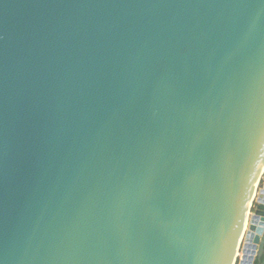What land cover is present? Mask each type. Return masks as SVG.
Listing matches in <instances>:
<instances>
[{
  "label": "water",
  "instance_id": "water-1",
  "mask_svg": "<svg viewBox=\"0 0 264 264\" xmlns=\"http://www.w3.org/2000/svg\"><path fill=\"white\" fill-rule=\"evenodd\" d=\"M263 167L264 0H0V264H255Z\"/></svg>",
  "mask_w": 264,
  "mask_h": 264
},
{
  "label": "bare ground",
  "instance_id": "bare-ground-1",
  "mask_svg": "<svg viewBox=\"0 0 264 264\" xmlns=\"http://www.w3.org/2000/svg\"><path fill=\"white\" fill-rule=\"evenodd\" d=\"M263 174H264V167L261 169V176L258 177L257 190H258V187H259V184H260V180H261V178L263 177ZM257 190H254L253 194L250 196V207L248 208V211H247V215H248V217H249V215H250V209H251V207H252V204H253V201H254V198H255V194H254V193H256ZM246 228H247V226H246ZM246 228L244 229V233H245V231H246ZM244 233H242V237H243ZM242 237H241V240H242ZM241 240H240V244H241ZM241 255H242V254H241L240 246H238V247H237L236 254H235V259H236V258H239ZM234 263H235V261H234Z\"/></svg>",
  "mask_w": 264,
  "mask_h": 264
},
{
  "label": "crops",
  "instance_id": "crops-1",
  "mask_svg": "<svg viewBox=\"0 0 264 264\" xmlns=\"http://www.w3.org/2000/svg\"><path fill=\"white\" fill-rule=\"evenodd\" d=\"M263 257H264V251L262 253H260V258H259L258 261L256 260V262H260L261 263V261L264 259Z\"/></svg>",
  "mask_w": 264,
  "mask_h": 264
},
{
  "label": "trees",
  "instance_id": "trees-1",
  "mask_svg": "<svg viewBox=\"0 0 264 264\" xmlns=\"http://www.w3.org/2000/svg\"><path fill=\"white\" fill-rule=\"evenodd\" d=\"M264 258V257H263ZM255 264H260V262H256Z\"/></svg>",
  "mask_w": 264,
  "mask_h": 264
}]
</instances>
